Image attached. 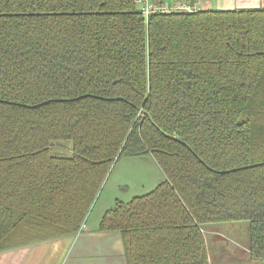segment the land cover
<instances>
[{"label": "trees", "instance_id": "obj_1", "mask_svg": "<svg viewBox=\"0 0 264 264\" xmlns=\"http://www.w3.org/2000/svg\"><path fill=\"white\" fill-rule=\"evenodd\" d=\"M140 0H0V251L79 233L114 165L165 179L108 209L127 264H211L249 222L264 262V9L152 14Z\"/></svg>", "mask_w": 264, "mask_h": 264}, {"label": "crops", "instance_id": "obj_2", "mask_svg": "<svg viewBox=\"0 0 264 264\" xmlns=\"http://www.w3.org/2000/svg\"><path fill=\"white\" fill-rule=\"evenodd\" d=\"M152 2L156 5L181 2L195 7L198 11L264 9V0H152ZM92 213L93 210L82 230L75 235L0 251V264H127L122 234L118 231H99V223L104 213L90 221ZM212 227L207 228L206 234Z\"/></svg>", "mask_w": 264, "mask_h": 264}, {"label": "rangeland", "instance_id": "obj_3", "mask_svg": "<svg viewBox=\"0 0 264 264\" xmlns=\"http://www.w3.org/2000/svg\"><path fill=\"white\" fill-rule=\"evenodd\" d=\"M165 179L153 156L123 157L113 167L93 208L98 218L117 201L129 202L154 190ZM249 222L214 225L206 234L211 264H264L248 252Z\"/></svg>", "mask_w": 264, "mask_h": 264}, {"label": "built area", "instance_id": "obj_4", "mask_svg": "<svg viewBox=\"0 0 264 264\" xmlns=\"http://www.w3.org/2000/svg\"><path fill=\"white\" fill-rule=\"evenodd\" d=\"M138 5L145 18L150 17L152 14H171L173 12L192 13L198 11L195 7L181 2L171 5H156L152 0H140L138 1Z\"/></svg>", "mask_w": 264, "mask_h": 264}]
</instances>
